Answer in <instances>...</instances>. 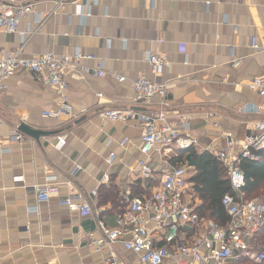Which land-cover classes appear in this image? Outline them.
Listing matches in <instances>:
<instances>
[{
	"label": "crops",
	"instance_id": "0c3cea01",
	"mask_svg": "<svg viewBox=\"0 0 264 264\" xmlns=\"http://www.w3.org/2000/svg\"><path fill=\"white\" fill-rule=\"evenodd\" d=\"M13 1L33 5L19 26L20 32H34L24 43V57L80 50L101 60L106 74L92 78L81 72L92 71L94 61L66 71L73 116L58 121L42 118V112L56 108L57 98L30 71L18 70L6 80V91H0V264H103L108 250L94 253L84 234L95 233L99 222L115 225L117 214L110 203L115 197L107 192L113 189L115 203L126 209V199L157 187L174 168L169 159L179 150L151 156L153 179L145 189L138 167L143 158L139 124L103 125L99 115L120 109L157 111L158 99L152 106L133 103L130 81L140 76L153 80L145 56L159 53L170 66L155 81L168 84V116L188 121L185 133L197 142L189 150L214 155L224 144L222 133L243 139L254 123L264 120L254 112L264 108L263 100L248 89L264 73L263 55L250 48L255 40L264 50V0H97L92 5L90 0L86 19L76 13L84 2L66 0L52 14L57 0ZM45 15L37 25L36 18ZM21 45L18 34L0 32V59ZM234 59L242 60L236 68L231 66ZM21 123L39 132L37 139L19 133ZM15 132L22 135L21 142L9 140ZM124 139L128 143L120 147ZM111 154L117 160L108 166ZM74 166L80 171L72 178ZM183 166L190 179L195 163L189 154ZM47 179H55L62 198L71 182L94 214L71 212L55 200L37 204L32 188L44 186ZM193 201L196 209L201 206L196 196ZM117 252L127 264H137L130 254Z\"/></svg>",
	"mask_w": 264,
	"mask_h": 264
},
{
	"label": "built area",
	"instance_id": "2783aa9c",
	"mask_svg": "<svg viewBox=\"0 0 264 264\" xmlns=\"http://www.w3.org/2000/svg\"><path fill=\"white\" fill-rule=\"evenodd\" d=\"M65 1L57 0L51 13H55ZM71 1L74 4L84 2V6H80L79 12H76L81 19L90 16V5L97 2ZM32 9L31 4L0 0V32L7 35L18 34L22 42L13 54L0 59V91H6L5 82L16 71L28 70L41 85L52 89L57 98L56 108L42 112V118L54 121L67 119L73 116V110L69 85L65 80L66 71L77 67L82 61H94L96 65L92 71L81 69V72L92 78H103L106 74L104 64L80 50L63 56L50 53L33 58L24 57V43L34 32H20L19 26L32 13ZM47 16H38L36 24L41 25ZM250 48L264 57V50L256 45L255 40L251 41ZM145 62L154 79L140 76L130 81L135 94L133 103L137 106H152L153 101L158 99L157 111L144 114L120 109L103 112L99 117L103 125L135 121L139 124L140 152L143 156L138 161L139 177L143 188L147 189L153 179V169L149 164L152 155H168L174 149L188 150L196 146L197 142L185 133L189 126L186 119L177 117V120H173L168 116L165 110L168 107L167 82L155 81L162 70L170 66L169 60L163 54L147 53ZM241 63L242 60L234 59L231 66L236 68ZM115 80L122 83L125 78L116 76ZM248 89L261 98L264 104V73L252 79ZM254 112L264 117V108L255 107ZM206 118L211 119L212 116L208 115ZM222 137L224 144L214 156L225 170L231 189V194L224 195L221 200V206L228 216L227 224L221 227L197 213L187 168L174 167L147 194L126 199V209L116 218L112 228L99 222L95 233L84 234L94 253H98L103 247L108 250L103 264H127L117 250L133 256L137 264H237L240 261L259 264L264 260V254L258 251L254 241L264 225V201L243 199L245 178L239 166L243 159L259 160L258 153L264 150V120L254 123L252 132L243 139H235L227 133H222ZM3 138L0 133V140ZM22 139V135L17 132L9 137L13 142H21ZM60 143L59 149L64 145V139ZM127 143L128 140L124 139L119 146L123 147ZM116 160V156L111 154L106 159V164L111 166ZM78 171L80 168L74 166L70 176L74 178ZM54 181L55 179H47L44 186L32 188L37 204L55 200L58 206L71 212L94 214V210L71 182H66L67 195L62 198ZM104 181L108 182L107 176ZM90 196L94 198L96 191L90 192ZM34 211L36 208L31 212Z\"/></svg>",
	"mask_w": 264,
	"mask_h": 264
},
{
	"label": "trees",
	"instance_id": "16d2710c",
	"mask_svg": "<svg viewBox=\"0 0 264 264\" xmlns=\"http://www.w3.org/2000/svg\"><path fill=\"white\" fill-rule=\"evenodd\" d=\"M189 154L195 163L194 174L189 179L193 194L200 201L201 206L196 209L197 213L217 225L224 227L228 222V216L221 206L224 195L231 194L230 184L225 170L219 164L214 155L203 152L201 154L191 150H179L169 159L173 167L183 166L186 155ZM259 160L251 161L243 159L240 162V169L244 174L245 186L243 188V199L250 201L259 196L264 201V150L258 153ZM146 194L148 192H145ZM113 194V195H112ZM111 199L112 212L117 217L125 211V206L116 204V195L113 189L107 192ZM116 217V218H117ZM259 252L264 254V225L260 228L254 238ZM247 263L240 261L237 264ZM264 264V260L259 263Z\"/></svg>",
	"mask_w": 264,
	"mask_h": 264
},
{
	"label": "water",
	"instance_id": "95a60500",
	"mask_svg": "<svg viewBox=\"0 0 264 264\" xmlns=\"http://www.w3.org/2000/svg\"><path fill=\"white\" fill-rule=\"evenodd\" d=\"M17 130L19 133L25 136H29L33 139H37V137L40 135L39 132H35L34 130H31L30 128L26 127L25 124L23 123L19 124Z\"/></svg>",
	"mask_w": 264,
	"mask_h": 264
},
{
	"label": "rangeland",
	"instance_id": "374dc122",
	"mask_svg": "<svg viewBox=\"0 0 264 264\" xmlns=\"http://www.w3.org/2000/svg\"><path fill=\"white\" fill-rule=\"evenodd\" d=\"M257 199L261 200V198L259 196L257 197ZM257 249L259 250V247ZM245 262H247V263H242V264H254V263H251V262H248V261H245Z\"/></svg>",
	"mask_w": 264,
	"mask_h": 264
}]
</instances>
